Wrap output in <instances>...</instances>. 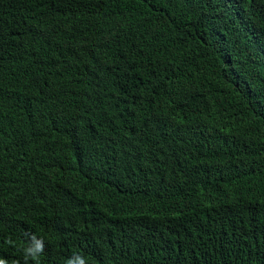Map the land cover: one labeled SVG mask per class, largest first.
<instances>
[{
  "label": "trees",
  "instance_id": "trees-1",
  "mask_svg": "<svg viewBox=\"0 0 264 264\" xmlns=\"http://www.w3.org/2000/svg\"><path fill=\"white\" fill-rule=\"evenodd\" d=\"M33 234L264 264V0H0V257Z\"/></svg>",
  "mask_w": 264,
  "mask_h": 264
},
{
  "label": "clouds",
  "instance_id": "clouds-1",
  "mask_svg": "<svg viewBox=\"0 0 264 264\" xmlns=\"http://www.w3.org/2000/svg\"><path fill=\"white\" fill-rule=\"evenodd\" d=\"M3 243L9 247H17V242L10 236L6 237ZM18 250L22 253L23 264H41V256L45 251V242L42 238H38L33 234L28 237L27 245ZM0 264H9V262L0 257ZM13 264H20V262L14 261ZM65 264H88V259L81 253L75 252L65 260Z\"/></svg>",
  "mask_w": 264,
  "mask_h": 264
}]
</instances>
